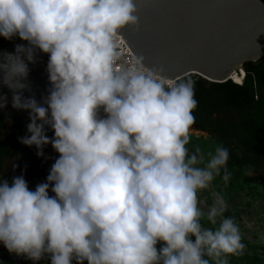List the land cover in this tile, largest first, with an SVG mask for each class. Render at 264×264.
Masks as SVG:
<instances>
[{
	"label": "clouds",
	"instance_id": "obj_1",
	"mask_svg": "<svg viewBox=\"0 0 264 264\" xmlns=\"http://www.w3.org/2000/svg\"><path fill=\"white\" fill-rule=\"evenodd\" d=\"M139 0H0V57L11 106L29 113L23 145H51L45 182L0 178V244L40 264H228L244 250L218 194L205 214L198 193L229 178V151L189 154L194 82L123 59L122 31L139 30ZM48 57L50 87L30 91V64ZM7 96L0 97V107ZM53 135L49 137L48 131ZM199 150H197L198 152ZM219 226L204 228L205 217ZM194 238V239H193Z\"/></svg>",
	"mask_w": 264,
	"mask_h": 264
},
{
	"label": "water",
	"instance_id": "obj_2",
	"mask_svg": "<svg viewBox=\"0 0 264 264\" xmlns=\"http://www.w3.org/2000/svg\"><path fill=\"white\" fill-rule=\"evenodd\" d=\"M138 8L139 30L124 29L122 39L148 68L163 69L172 80L195 76L208 83L236 82L234 76L245 77L246 63L264 58V0H139ZM19 43L3 48L0 57L13 53ZM47 59L38 54L29 65L30 91L24 95L38 102L50 87ZM4 96L7 105L0 107V115L30 122L29 113L12 108V93L0 83ZM189 134L210 137L194 124Z\"/></svg>",
	"mask_w": 264,
	"mask_h": 264
},
{
	"label": "trees",
	"instance_id": "obj_3",
	"mask_svg": "<svg viewBox=\"0 0 264 264\" xmlns=\"http://www.w3.org/2000/svg\"><path fill=\"white\" fill-rule=\"evenodd\" d=\"M244 71L242 84L232 80L208 83L203 79L197 80L195 76L186 77L194 82L197 101L193 111L194 125L210 134L207 139L190 136L186 147L191 154L203 155L205 160L217 145L227 148L229 178L225 182L221 170V175L212 181V193L233 204L237 196L245 192L261 202L264 211V58L255 63H246ZM47 135L51 137L53 133L49 130ZM259 175L261 178L257 177ZM212 193L204 191L209 206L213 204ZM252 205L247 202L243 209H228L224 216L232 218L237 225L242 224L247 208ZM201 223L212 229L219 226L218 221L212 225L206 215ZM254 248L263 250L264 246L258 243ZM233 256L247 260L248 264H264V259L256 256L247 257L242 253Z\"/></svg>",
	"mask_w": 264,
	"mask_h": 264
},
{
	"label": "flooded vegetation",
	"instance_id": "obj_4",
	"mask_svg": "<svg viewBox=\"0 0 264 264\" xmlns=\"http://www.w3.org/2000/svg\"><path fill=\"white\" fill-rule=\"evenodd\" d=\"M17 42L20 40L14 39L9 42L0 38V51ZM28 123L0 115V178H7L11 182L12 177L23 175L29 188L34 190L36 185L46 181L49 169L58 154L51 145H48L44 148V155L39 156L35 147L29 148L19 142V138L27 134ZM0 264H32V262L9 254L0 244ZM40 264H48V261L43 260Z\"/></svg>",
	"mask_w": 264,
	"mask_h": 264
},
{
	"label": "rangeland",
	"instance_id": "obj_5",
	"mask_svg": "<svg viewBox=\"0 0 264 264\" xmlns=\"http://www.w3.org/2000/svg\"><path fill=\"white\" fill-rule=\"evenodd\" d=\"M253 175V173L251 174ZM261 178V176H257ZM212 193V186L208 189ZM214 193L213 203H214ZM198 199L200 201L199 207L206 214L209 205L206 203L204 198V191L198 193ZM223 199V198H222ZM224 201L226 210L228 209H243L246 206L247 202L253 203L251 208H247V214L245 215V220L242 224H239V230L242 237V243L244 244V250L242 255H247V257H259L260 259H264V248L263 250H257L254 248L255 244L262 243L264 246V211L263 204L258 200L252 198L251 195L241 192L235 202L233 204H229L227 201ZM251 213V214H250ZM219 223V219H218ZM204 228L212 229L210 227L203 226ZM194 239V238H193ZM243 259H246L245 257ZM228 264H248L247 260L234 258L233 255L227 257ZM211 264H215V262H211Z\"/></svg>",
	"mask_w": 264,
	"mask_h": 264
},
{
	"label": "built area",
	"instance_id": "obj_6",
	"mask_svg": "<svg viewBox=\"0 0 264 264\" xmlns=\"http://www.w3.org/2000/svg\"><path fill=\"white\" fill-rule=\"evenodd\" d=\"M121 50L123 52V59L127 62H131V60L135 57L132 51L129 49L125 40L122 39V43L120 45Z\"/></svg>",
	"mask_w": 264,
	"mask_h": 264
},
{
	"label": "bare ground",
	"instance_id": "obj_7",
	"mask_svg": "<svg viewBox=\"0 0 264 264\" xmlns=\"http://www.w3.org/2000/svg\"><path fill=\"white\" fill-rule=\"evenodd\" d=\"M244 77V73L242 74V76H234V80L237 82V83H242V78Z\"/></svg>",
	"mask_w": 264,
	"mask_h": 264
},
{
	"label": "crops",
	"instance_id": "obj_8",
	"mask_svg": "<svg viewBox=\"0 0 264 264\" xmlns=\"http://www.w3.org/2000/svg\"><path fill=\"white\" fill-rule=\"evenodd\" d=\"M189 151V150H188ZM189 154H191L190 152H189Z\"/></svg>",
	"mask_w": 264,
	"mask_h": 264
}]
</instances>
